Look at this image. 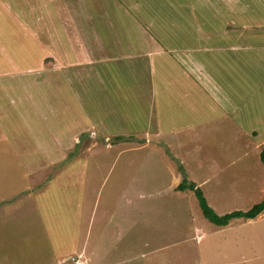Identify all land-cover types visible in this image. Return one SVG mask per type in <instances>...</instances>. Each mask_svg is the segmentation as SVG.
Masks as SVG:
<instances>
[{
  "label": "rangeland",
  "instance_id": "obj_1",
  "mask_svg": "<svg viewBox=\"0 0 264 264\" xmlns=\"http://www.w3.org/2000/svg\"><path fill=\"white\" fill-rule=\"evenodd\" d=\"M263 147L264 0H0V264H264L177 189L249 210Z\"/></svg>",
  "mask_w": 264,
  "mask_h": 264
},
{
  "label": "trees",
  "instance_id": "obj_2",
  "mask_svg": "<svg viewBox=\"0 0 264 264\" xmlns=\"http://www.w3.org/2000/svg\"><path fill=\"white\" fill-rule=\"evenodd\" d=\"M260 158L264 163V147L260 152ZM178 190H187V191H194L195 194L198 196L200 201V206L202 207L203 213L211 222L216 225L225 227L228 226L230 221L235 218H256L260 214L264 212V198L260 202L254 204L252 208L249 210H234L231 212H227L225 214H218L213 207H211L203 194V191L198 185L194 182H188L187 179H184L178 186Z\"/></svg>",
  "mask_w": 264,
  "mask_h": 264
},
{
  "label": "crops",
  "instance_id": "obj_3",
  "mask_svg": "<svg viewBox=\"0 0 264 264\" xmlns=\"http://www.w3.org/2000/svg\"><path fill=\"white\" fill-rule=\"evenodd\" d=\"M93 60H90L89 62H92ZM93 63V62H92ZM188 71L189 70H187V71H185V73H187L188 75H189V77H191V73L192 72H190V73H188ZM192 78V77H191ZM194 82V81H193ZM193 93H195V92H193ZM189 93H185V95H188ZM147 133H151L152 134V132L151 131H149V130H147L146 131V134ZM156 137H157V134H156ZM151 138H154V140H158V141H160V139H155V137L154 136H151ZM171 185V184H170ZM131 191V187H130V189H128V191ZM179 191H181V190H179ZM130 203V202H129ZM132 203H133V200H132ZM126 204V203H125ZM127 205V204H126ZM132 208V207H131ZM97 213V212H96ZM95 213V214H96ZM10 222V221H9ZM13 222V221H12ZM5 224H7V223H5ZM24 240V239H23ZM25 241V240H24ZM42 242L43 243H40V247H43V244H44V239L42 240ZM24 243V242H23ZM46 246H48V244L46 245ZM85 247V246H84ZM38 253H43V256H44V253L45 252H38ZM56 256V262H55V264H60V262L62 263L63 262V260H64V257L62 256V255H55ZM36 260H38V257L36 258ZM80 260H82L81 258H80Z\"/></svg>",
  "mask_w": 264,
  "mask_h": 264
},
{
  "label": "built area",
  "instance_id": "obj_4",
  "mask_svg": "<svg viewBox=\"0 0 264 264\" xmlns=\"http://www.w3.org/2000/svg\"><path fill=\"white\" fill-rule=\"evenodd\" d=\"M71 259L75 262V264H83V261L82 260H80V258L79 257H77V256H72L71 257Z\"/></svg>",
  "mask_w": 264,
  "mask_h": 264
},
{
  "label": "clouds",
  "instance_id": "obj_5",
  "mask_svg": "<svg viewBox=\"0 0 264 264\" xmlns=\"http://www.w3.org/2000/svg\"><path fill=\"white\" fill-rule=\"evenodd\" d=\"M77 257H79V256H77ZM80 258V257H79Z\"/></svg>",
  "mask_w": 264,
  "mask_h": 264
}]
</instances>
